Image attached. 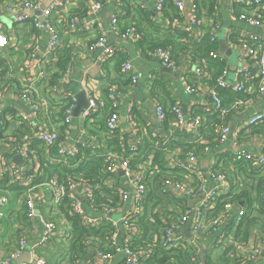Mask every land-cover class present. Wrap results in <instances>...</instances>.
Here are the masks:
<instances>
[{
  "label": "built area",
  "instance_id": "obj_1",
  "mask_svg": "<svg viewBox=\"0 0 264 264\" xmlns=\"http://www.w3.org/2000/svg\"><path fill=\"white\" fill-rule=\"evenodd\" d=\"M72 1L52 0L43 11L45 25L40 16H35L32 12L17 14L21 10L33 11L39 8L41 0H10V4L7 5V10L15 13L11 21L12 25L30 24L38 32L39 39L42 38L41 32L45 27L48 39L43 43L38 42L34 46H29L27 58L20 64L19 72L15 73L14 68L9 64L11 62L9 54L14 47V42L10 32L6 29L8 27L0 28V58L1 55L5 58V60L1 58L2 65H0V130L5 125L4 137L0 138V178H4L7 173L13 180L28 178L27 171L34 169L33 164L38 163V158L35 159L37 149L32 148L31 145L34 141L46 149L44 156L48 160L47 163H55L71 169L86 159V149L90 145L96 147L99 143L96 135L89 134V137H81L85 132L75 139L69 136L61 138L62 134L67 133H61V128L57 129L54 123L42 118L43 115L49 114L48 111L53 104L47 97L39 95L36 90L35 83L43 77L47 64L57 60V51L61 46V33L53 21L59 14V9L71 5ZM108 1L90 0L88 11L96 14ZM149 2H152L156 12L160 13L157 23L161 24L165 0H144L140 2L139 8L146 11ZM174 3L180 18L173 20V28L199 41L207 31L201 26V19L197 14L198 4L195 0H175ZM122 5L120 3L111 14V27L114 31L115 29L121 31L120 38L137 43L143 39V35L134 16L123 29L119 26L122 17L131 13L123 9ZM240 5H243L241 11L238 9ZM227 10L236 21L241 23L243 29L238 31L237 28H233L222 31L221 22L212 18L213 24L209 32L211 40H218V43L221 39L220 35L224 33L222 38L228 39L227 42L231 45L232 51L236 47L240 50L237 67L231 69L228 56L219 53L218 49L210 51V58L225 59L227 62L221 73L214 79L212 68L206 59L197 61L190 59L188 69L196 80H188L183 87L189 96H198V100L193 104L197 105V109L195 112L188 111V114H184L179 105H173L169 109L174 115L172 130L165 126V122H171L166 108L161 103H156V120L167 130L160 137L158 146L168 155V168L176 170V173L163 176L160 182L158 180L155 182L159 185L161 194L169 198L166 204L158 202L155 210H166L172 213L167 217L170 220L165 221V226L161 231L154 234V242L148 243L147 246L137 243L142 240L141 218L145 212L146 202L150 200L157 202L152 196V187L154 177L160 173V169L157 165H153L152 155L143 162L133 161L135 163L133 164L129 157H124L117 152H106L104 156L108 163L107 171L119 176V182L112 177L106 179L105 182L109 187L118 189L120 206H96L92 198L96 190L94 186L85 180L77 182L72 177L66 181L60 180L57 173L49 177L47 181L26 183L24 208H26L27 218L25 220L39 221L43 227L41 239L30 241L26 234H21L16 247L6 253L2 264H15L27 248L30 250V260L19 264H48L47 258L41 251L64 229L59 228V225L62 226L60 217L65 215L66 211L64 208L63 212L59 209L62 204L69 207L71 215L77 216L86 229H97L103 223L112 225V230L105 240L99 235L98 237L93 235L94 240H97V246L92 248L95 259L91 264H114L122 261L126 264H142L143 260L152 253L155 243H159L165 249L181 245L184 238H187L184 231L191 220L192 237L190 240L198 244L200 255L202 249L206 251L202 240L210 237L211 244L208 251L211 254L216 249L223 250L225 247L232 246L234 249L229 251V255L236 258L237 264H264V232L255 229L252 235L245 240L237 236L234 229L229 228L228 223L233 219L236 222L241 221L247 209L243 202L238 203L237 201H227L221 208L218 207V198L228 191L230 184L225 172L211 168L217 155L224 152L223 148L229 139L234 140L235 153L233 154L237 159L245 158L253 166L264 164V153L259 151L258 145V139L261 140L263 138L260 137L264 136L247 134L243 135L244 139H239L240 133L245 128L259 125L264 121V110L254 108L264 99V0H232ZM77 21L75 17L69 19L72 31H76ZM95 22L97 19L92 20V23ZM230 36H234V40L230 39ZM88 50H101L100 55L106 60L114 54L115 47L107 41L105 34H99L88 45ZM151 54L160 59L163 67L177 69L171 48L156 47L151 50ZM122 69L131 76L133 83L138 81L132 59H126ZM32 70L35 72L33 73ZM72 73L71 68L66 71L63 85ZM15 82L20 85H15ZM229 90L236 93V98L226 103L225 93ZM86 92H90L88 94L89 108L84 113L86 118L91 117L89 120L93 123L96 120L93 116L99 113L100 100L92 91L86 90ZM117 94L116 89L112 87L108 97L112 102L113 110L106 118V126L110 134L117 132L122 134L121 110L115 101ZM62 98L64 101L61 107L64 124L62 126H66L73 119L77 101L74 92L66 86L62 87ZM17 102H23L24 111L19 109ZM12 105L18 109L17 113H5L6 109ZM41 110H46L47 113L41 115ZM132 114L133 106L129 105L126 109V118L130 125L135 126ZM232 118L236 121L231 124ZM20 126L30 131L23 136H14L13 130ZM208 128H211L210 132L207 131ZM179 131L193 134L188 141L193 144V147L185 153L184 157H180L181 147L172 149L168 147L172 134L179 133ZM65 137L70 139L66 141ZM88 139H92V143H88ZM131 149L136 150L134 146ZM201 149L202 154H199L197 150ZM53 150L55 153L51 154ZM18 153L23 156L24 160L21 166L12 159ZM208 157L209 165L207 169H204L203 165ZM42 192H46L48 197H41ZM198 197L200 199L195 205L190 206V202ZM10 199V192L3 190L0 195V218L4 216L3 209L9 205ZM50 200L56 207L51 208V211H45L42 208ZM171 200L174 202L173 207L170 205ZM182 200L188 201L187 207L182 208L184 205ZM127 204L129 206H126ZM258 205L259 208L264 209V193L259 198ZM174 207L178 210L173 215ZM67 221L68 230L66 231L65 228V241L70 238L73 227V223L68 219ZM153 232L155 231L147 235ZM117 257L120 259H116ZM203 264L217 263L212 260Z\"/></svg>",
  "mask_w": 264,
  "mask_h": 264
},
{
  "label": "crops",
  "instance_id": "obj_2",
  "mask_svg": "<svg viewBox=\"0 0 264 264\" xmlns=\"http://www.w3.org/2000/svg\"><path fill=\"white\" fill-rule=\"evenodd\" d=\"M44 1L45 0H41V4ZM89 1L90 0H73L71 5H67L59 9V14H57L56 19L53 21L58 31L61 33V46L59 47L58 51H61L62 53L68 52L69 55L72 54L71 59L72 61H74V69L70 77L65 80V85H63V79L65 78L64 75L60 79L59 86L51 87L50 82H48L50 75L48 69H45L43 77H40L35 83L38 94L47 97L48 100L53 104L51 106V109L48 111L49 114L45 116L43 115L42 118L47 119V121H50L52 124L54 123L55 127L59 130L62 125H64L62 123L63 110L61 109L64 102L62 98V87L66 86L74 92L75 96L76 93L81 90H88L95 93L100 100V109L99 113L96 116V120L97 122H102L104 121L103 119L106 115L104 107L106 100L103 91L108 89L109 87H114L118 93L115 101L118 103V107L121 110L120 128L122 130V136L120 139L122 140L126 138V143L122 144V146H126L129 151L133 152L131 154V157L135 159L136 157H134V155L136 154L137 146L140 143L144 141L148 144L151 143L155 147L159 144V137H161L162 134H165V132L167 131L166 129H164L165 126H163L156 120L155 116L156 103L159 102L163 105V103L161 102L162 95L158 93L159 89L156 87L160 80L161 82H164L173 87L174 97L176 98L175 104L179 105L181 109L182 107H184L187 112L186 114H188V111L195 112V110L197 109V105L193 104L196 100H198V96H189L185 92L183 87L184 84L189 80V76L191 74L190 71H187L185 73L186 69L188 68V56L187 54L180 56V64L175 70L176 75L174 77H172V75L171 77L168 75L162 77L164 73H162L160 70L163 68V66L161 65L160 61H157L158 57L153 56L151 54V50L145 51L138 45L139 42L134 43L130 40L120 38L118 34L115 33L118 30L114 31L110 24L111 14L119 7V4L122 3L123 9H125L126 11L130 9L129 12H131L130 14L124 15L122 17L121 21L124 24L128 23L130 21V18L134 16L133 18L137 21L142 29L144 27L147 28V32L148 34H150L149 37H151L155 41L166 40L170 28L165 24V18L163 15H161V24L160 22L157 23V20H159L160 18V13L156 12V10L154 9V4L152 2H149L148 9L145 11L139 8L140 2L144 0H109L108 3L104 5L103 9L95 14L88 11ZM174 1L175 0H172L173 5L175 4ZM216 2V9L212 13H208V8H201V11L199 8L197 14L201 19V26L206 31H211L213 18V20L218 19L221 22L222 31L233 28H237L238 31H240V29H243L241 23L236 21L227 10L228 6L232 3V0H216ZM9 4L10 0H0V28L8 27L6 29L8 32H10L12 41L14 42V47L12 51L10 50L11 54H9L11 56V62H9V64L14 68L15 73H17L19 72L20 64L24 62L28 56L29 46H34L38 42H45L48 39V33L46 32V30H42L41 33L43 36L41 39H39L38 32L30 24L23 23L12 25L11 21L13 19V14L15 13L7 10V5ZM83 10H87L86 15H81ZM33 14L35 16H38L37 13ZM207 15H210L211 17H207ZM74 17L78 19L76 31H72L69 26V19ZM94 19H97V22L92 23V20ZM99 34H105L107 36V41L110 44L116 46V52H119V54L120 52L125 54L124 57L126 59H132L136 69V73L138 75V81L136 83L132 82L131 76L126 74L123 69L121 71L118 70L116 65L117 61H119V54H113L111 57L105 60L100 55L101 51L88 50V45ZM132 53H134L136 57L140 59V65H137L134 62L133 58L131 57ZM1 58L5 60L3 55H1ZM32 72L34 73L35 71L32 70ZM187 73H189V75H187ZM166 77L170 79V82ZM125 78L130 79L131 82L127 81L126 83H120L121 85H119L118 83ZM190 80H196L192 74L190 76ZM15 83V85H20L17 82ZM113 84L118 86H114ZM89 93H87V97ZM227 97L228 96H225L226 100ZM163 102L168 103L165 102L164 99ZM16 104L20 107L19 109L21 111L25 110L23 102H17ZM129 105L133 106L132 115L137 122L139 120L138 117H140V113H142V117L147 118V120L150 121L147 123L150 124H147V126H143V124L140 123V127L136 126L135 128L134 126L130 125V122L126 118V109ZM254 108L260 111L264 110V99L260 103L256 104ZM134 112L136 114L135 116ZM42 113L46 114L47 111L41 110V115ZM234 121H236V119L232 118L231 124ZM87 123L88 121L86 120L85 113L82 112L77 120L74 121L72 119L71 123L66 124L64 129L61 128V133H67L62 134L61 138H63L64 136H69L75 139L77 136L82 135L83 132H85V134H83V136L81 137H89L91 135H89V131L92 130V127H90V124L86 126ZM173 124L174 121H171L170 125L168 126L169 130H172L174 128ZM26 133L27 131H25L22 136ZM67 137H65L66 141L70 139ZM260 138L263 139H258V145L259 151H262V149L260 148L264 146V137ZM233 141L234 140L229 139L226 142L225 147L223 148L224 152L235 153V150L233 148ZM98 142L100 143V146L105 144L107 145L106 133H102L100 131V138ZM132 146H134L136 150H132ZM45 152L46 149H44L40 145L37 146L35 159L41 156L43 157ZM42 163L43 160L39 161L38 163H34L32 168L37 170ZM45 180L47 181L48 179ZM30 182H32L31 179L27 178L26 183ZM2 192L3 188H0V195L2 194ZM158 193V196L152 193L154 199L159 203L166 204L169 201V198L165 195H162L161 191L159 192V189ZM10 195L11 198H14V201L3 209L4 216L0 218V264H2V260L5 257L6 253L16 247L18 238L21 234H26L29 237L30 241H38L41 239V234L43 232V227L40 225L38 220L28 222L21 215L22 213H24V200L22 199V196L16 195L15 198L13 197V194L11 192ZM44 196L48 197L46 192L41 193V197ZM149 202H151V200ZM173 203L174 202L171 200L170 205L172 207ZM126 206H129V204H127ZM256 206V209H259L257 200ZM53 207L56 206L50 200L49 202L45 203L42 209H44L45 211H51V208ZM147 211L151 212V209L146 205L145 212ZM52 213L54 212L52 211ZM60 219L62 222V226L59 225V228L60 230L62 229V227L64 229L61 230V232L58 233L50 243L45 245L41 251L42 254L47 258L48 264H57L58 261L63 260L65 236L66 231L68 230L67 219L69 220V218H67L65 215H62ZM258 229L264 232V226H259ZM155 233L156 232H153L150 236H154ZM221 254L222 251L220 249H216L212 254V257L217 262V264L225 263V261H222V259L220 258ZM26 255H28L30 260L29 248L24 250L21 257L15 261V264L22 263L20 260L23 256L25 257ZM94 259L95 256L93 260ZM116 259L120 258L117 257ZM92 262L93 261H91V263ZM114 264L119 263L115 262Z\"/></svg>",
  "mask_w": 264,
  "mask_h": 264
},
{
  "label": "trees",
  "instance_id": "obj_3",
  "mask_svg": "<svg viewBox=\"0 0 264 264\" xmlns=\"http://www.w3.org/2000/svg\"><path fill=\"white\" fill-rule=\"evenodd\" d=\"M195 1L199 6L200 11L201 8H208V13H212L216 9V0ZM241 8H243V5L238 6V9L240 11ZM129 10L130 9H128V11ZM86 12L87 10H83L81 15H86ZM162 15L165 18V24L170 28L169 34H167V39L163 41H155L154 39L149 37L150 34H148L147 32V28L144 27L142 29L138 25L143 35V39L139 41L138 45L145 51L153 50L156 47L171 48L172 56L176 62L177 67L180 64L179 58L181 55L187 54L188 63L190 59L194 61L206 59L209 63V66L212 68L213 78L215 79V77H217L221 73L227 63L225 59L221 60L219 58L214 59L209 57L210 51L218 49V40L212 41L209 31H207L205 36L203 38H200L199 41L191 39L182 31H176V29L172 27V21L174 19L180 18V15L175 9L172 0H165V9ZM207 17L211 16L207 15ZM127 24L128 23L124 24L122 21L119 22V26L121 29H123ZM116 30L117 29H115V31ZM115 33L119 36V34H121V31L118 30ZM230 39L234 40V36H230ZM114 47L116 46L114 45ZM116 51L117 49L115 48L114 55L119 54V52ZM71 56L72 54L69 55L68 52L62 53L61 51H57V60H53L47 64V69L50 72L48 82H50L51 87L60 85V79L65 75L66 71L69 68H71L73 71L74 61H72ZM124 56L125 54L120 52L119 61H117L116 65L119 71L122 70L123 62L126 60ZM0 65H2L1 58ZM187 71L190 70L187 68L185 73ZM166 75L167 74H164L162 75V77H165ZM187 75H189V73H187ZM167 80L170 82V79L167 78ZM127 81L131 82L130 79L125 78L122 79L118 84L121 85L120 83L124 84ZM156 87L159 89L158 93L162 95L161 102L166 107L168 117L170 121L173 122L174 115L169 111V109H171L172 105L175 104L176 101L173 93V87L164 82H161V80L160 82H158ZM111 88L112 87H109L108 89L103 91L106 100V103L104 104L106 112L105 118L103 119L104 121L97 122V120H95L92 123L89 120V118L91 117L86 118V120L88 121L86 126L90 124V127H92V130H90L89 134L96 135L98 138H100V131L102 133H106L107 145H103L102 148L100 146V143H98L96 147L90 145V147L86 149V159L82 162H79L73 169L55 163H47L48 160L45 158V156H41L37 159L38 162L43 160V163L39 166V168L37 170L31 169L27 171L26 175L28 179H31V184L44 181L55 173L59 175L60 180L64 181H66L69 177H72L77 182L85 180L96 189L94 196L92 197L96 206L117 207L121 204L119 191L116 188L106 185L105 180L112 177L117 179V182H119V176L107 171L108 163L104 154L106 152L120 153L124 157H129L133 164H135L134 162L136 161L143 162V160L149 158V156L152 155L153 165H157L160 169V173L154 177L152 193L156 196L159 195L158 189L160 192V187L155 182H157V180L158 182H160L159 180H161L163 176L175 174L176 170L168 168V155L160 146L157 145L154 147L151 143L148 144L143 141L137 146L136 154L134 155V157L136 158L132 160L131 154L133 152L129 151L126 146H122V144L126 143V138L121 140L120 138L122 134L120 132L113 134H110L108 132L106 126V118L111 114L113 110L112 102L108 97ZM225 96H228L226 102L230 103L233 99L236 98V93L229 90L227 93H225ZM242 96L244 95L242 94ZM163 99L168 103H164ZM12 107H8L5 113H17L18 109L13 105ZM97 114H95L93 118L95 117L96 119ZM135 115L136 114L134 112V116ZM142 116V113H140L138 122L135 120L134 128L136 126L140 127V123L143 124V126H147V124H150L147 123L150 121ZM169 125L170 122H165L166 128ZM4 127L5 125L0 130V138L4 137ZM64 127L65 126H62L61 128L64 129ZM210 130L211 128L207 129L208 132H210ZM25 131L29 132L30 130L26 127L20 126L19 128H15L13 130V135L21 136ZM177 132L175 134H172L171 138L168 141V147H170L171 149L175 147H181L180 157H184L185 153L193 147V144L188 142L193 134L186 131H179V133ZM247 134H261L264 136V121L259 125L245 128L240 133L239 139H244L243 135ZM92 141V139L87 140L88 143H92ZM31 145L32 148L34 147L37 149L39 143L37 141H34ZM197 152L199 154H202V149L197 150ZM262 152L264 153V147L262 149ZM54 153L55 151L53 150L51 154ZM211 168L215 171L217 170L220 172H225L228 176L230 184L228 191L218 198V207L221 208L227 201H237L238 203H244L247 212L244 216H242L241 221L236 222V220L233 219L228 224L230 229L235 230L237 236L247 240L252 235L255 229H258L259 226H264V209H256V200L259 201V198H261L264 193V164H262L261 166H253L251 162L245 158L237 159L235 154L233 153L222 152L217 155V159L211 165ZM26 180L27 179L13 180L7 173L4 178H0V188L11 192L13 194V197L15 198L16 195L22 196V199L24 200L25 190L27 188ZM13 201L14 198H11L9 204H11ZM182 201L184 203L182 208L187 207L188 201ZM146 205L152 210L153 213L147 211L141 218L142 240L140 239L141 241L137 243L142 244L143 246H147L148 243L154 242L153 236H150L152 235V233L150 235L147 234L152 231L159 233L162 227L165 226V221L170 220L167 217H169L172 213L166 210L156 211L155 209L158 205V202L147 201ZM63 208L66 210L65 216L69 218V220L73 223V227L71 230L70 238L65 241L63 260L58 261L57 264H90L95 256L92 248L94 246H97V240H94V236L98 237L99 235L100 238L105 240L106 238H108L109 233L112 230V225L110 223H103L101 227L97 229H86L77 216L71 215L69 207H65V204L59 206V209L62 212L64 211ZM25 209L26 208H23L24 213L21 214L24 219L27 218ZM177 210V207H174L173 215L177 213ZM187 238H184V241L181 245L172 247L170 249H165L161 247L159 243H155L152 253L149 255V257L143 260L142 264H203L204 262L209 263L212 260L215 261L212 257V254L208 251L211 244L210 237L208 239L202 240L206 246V251L203 255L204 259H202L200 255L198 244L192 242L190 240L191 237ZM232 249H234L232 246H228L225 247V249L221 250L222 254L220 258L222 259V261H225L224 264H237L236 258L232 257L233 255H229V251H231ZM119 264L126 263L122 261Z\"/></svg>",
  "mask_w": 264,
  "mask_h": 264
},
{
  "label": "water",
  "instance_id": "obj_4",
  "mask_svg": "<svg viewBox=\"0 0 264 264\" xmlns=\"http://www.w3.org/2000/svg\"><path fill=\"white\" fill-rule=\"evenodd\" d=\"M51 2H52V0H45L40 5L39 8H37V9H35L33 11H29V10L22 11L21 10L17 14L18 15H22V14H24V12H26V13H29V12L37 13L40 16L41 21L45 25V23H44L45 22V17L43 16V11L51 4ZM250 29H253V28L250 27ZM43 30H46V28L44 27ZM129 49H130V47H129ZM218 52L221 53V54L227 55L229 61L231 60V55H233V53H234V51H232V48L228 45V42H227V40L225 38H221L219 40ZM131 57L133 58L134 62L137 65H140V59H138V57H136V55L134 53L131 54ZM157 61H160V59L157 58ZM160 71L162 73H164V74L169 75L170 77H171V75H172V77H174L176 75V71L175 70H172V69L167 68V67H163ZM76 101H77V104H76V107H75V109L73 111V117H74L73 120L74 121L77 120L78 117H80L82 112H84L85 110H87L89 108V99L87 97L86 90H81V91H78L76 93ZM182 111L184 112V114L187 113L186 109L184 107H182ZM12 159L20 166L23 164V161H24L23 160V156L20 153L14 155ZM208 164H209V157L205 160V164L203 166L204 169H207ZM78 189H80V187H78ZM199 199H200V197L193 199L190 202V206L193 207L195 205V203ZM191 222H192V220L188 223V225H187V227H186V229L184 231L187 237H192V233L190 232ZM204 253H205V249H202V251H201L202 259H204L203 258ZM20 261L21 262H28L29 261L28 255H26L25 257L23 256Z\"/></svg>",
  "mask_w": 264,
  "mask_h": 264
},
{
  "label": "rangeland",
  "instance_id": "obj_5",
  "mask_svg": "<svg viewBox=\"0 0 264 264\" xmlns=\"http://www.w3.org/2000/svg\"><path fill=\"white\" fill-rule=\"evenodd\" d=\"M223 36H224V33L220 35V38H222ZM239 55H240V50L237 47L234 48V53L233 55H231V60L229 61V65L231 69H235L237 65L239 64Z\"/></svg>",
  "mask_w": 264,
  "mask_h": 264
}]
</instances>
